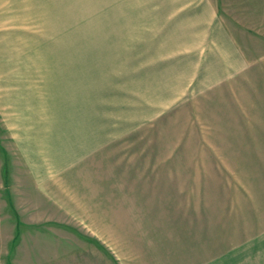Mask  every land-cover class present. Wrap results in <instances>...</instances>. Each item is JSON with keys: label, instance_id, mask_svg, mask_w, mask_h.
I'll return each mask as SVG.
<instances>
[{"label": "rangeland", "instance_id": "obj_1", "mask_svg": "<svg viewBox=\"0 0 264 264\" xmlns=\"http://www.w3.org/2000/svg\"><path fill=\"white\" fill-rule=\"evenodd\" d=\"M203 5L0 0L3 264H264V44Z\"/></svg>", "mask_w": 264, "mask_h": 264}, {"label": "crops", "instance_id": "obj_2", "mask_svg": "<svg viewBox=\"0 0 264 264\" xmlns=\"http://www.w3.org/2000/svg\"><path fill=\"white\" fill-rule=\"evenodd\" d=\"M203 6L205 12H213L211 15L205 14L202 30L206 38L210 37V41L207 43H216V38L219 36L222 38L223 43L232 45V50L237 57L242 59H249L245 55V51L241 48V44H264V0H203ZM258 63H250L252 67L250 69H257L258 65H264V57H259ZM258 64V65H257ZM259 72L258 74H261ZM256 91H264V86L258 84ZM257 97V95H255ZM263 99H259L264 104ZM224 97H221V100ZM221 102V101H220ZM224 100L222 101L223 107ZM259 108L258 104L254 105L251 113V122L253 127L250 130L253 133V128L256 125V113ZM263 111L258 113L260 118L258 119L260 124V132H264V105H262ZM229 116V115H228ZM250 122V123H251ZM256 232L255 235L262 231ZM261 231V232H260ZM0 264H3L0 259Z\"/></svg>", "mask_w": 264, "mask_h": 264}, {"label": "trees", "instance_id": "obj_3", "mask_svg": "<svg viewBox=\"0 0 264 264\" xmlns=\"http://www.w3.org/2000/svg\"><path fill=\"white\" fill-rule=\"evenodd\" d=\"M5 178H7V169H5Z\"/></svg>", "mask_w": 264, "mask_h": 264}]
</instances>
